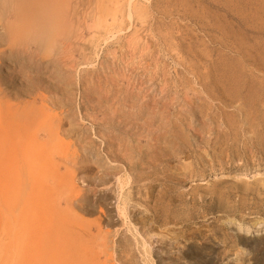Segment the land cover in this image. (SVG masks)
I'll list each match as a JSON object with an SVG mask.
<instances>
[{
	"label": "rangeland",
	"instance_id": "rangeland-1",
	"mask_svg": "<svg viewBox=\"0 0 264 264\" xmlns=\"http://www.w3.org/2000/svg\"><path fill=\"white\" fill-rule=\"evenodd\" d=\"M126 1L0 0V116L14 128L25 122L20 152L4 158L0 146V264L30 260L36 225L59 235L61 214L81 188L91 198L108 194L106 214L116 212L121 192L129 197L127 224L117 212L108 214L114 216L107 240L105 227L96 229L108 220L97 206L85 215L69 208L71 220L91 225L101 238L104 264L123 261H117L123 246L136 256L120 264H264V66L258 65L264 64V1L133 0L145 17L132 20L124 17ZM99 17L107 23L98 20L94 28ZM232 64L241 72L234 74ZM97 172L110 178L112 190L97 184ZM115 175L127 179L122 191ZM127 225L145 228L152 245H142Z\"/></svg>",
	"mask_w": 264,
	"mask_h": 264
},
{
	"label": "bare ground",
	"instance_id": "bare-ground-1",
	"mask_svg": "<svg viewBox=\"0 0 264 264\" xmlns=\"http://www.w3.org/2000/svg\"><path fill=\"white\" fill-rule=\"evenodd\" d=\"M92 1V0H91ZM101 1V0H100ZM174 1V0H173ZM262 1H264V0H262ZM133 2V0H127L126 1V3H125V5L124 6H122L121 5V7H124L123 9H124V17L126 16L127 18H128V20H130L131 18H134L135 17V15L138 17V19L140 18V17H145L144 16V14H145V10H143V9H141L142 7L141 6H139V5H137L136 3L135 4H133L132 3ZM148 2V1H147ZM224 2V1H223ZM118 4L120 3V2H117ZM262 3V2H261ZM264 3V2H263ZM93 4V3H92ZM171 4V3H170ZM216 4V3H215ZM74 5V4H73ZM115 5H117V4H115ZM120 5V4H119ZM261 5V4H260ZM114 6V5H113ZM112 6V7H113ZM188 6V5H187ZM201 6V5H200ZM223 6V5H222ZM98 7H99V5H98ZM202 7V6H201ZM111 8V7H110ZM154 8V7H153ZM162 8V7H161ZM190 8H192V7H190ZM259 8V7H258ZM117 10V9H116ZM122 10V9H121ZM261 10V9H260ZM90 11H92V10H90ZM100 11V10H99ZM80 12V11H79ZM122 12V11H121ZM120 12V13H121ZM151 12V11H150ZM256 12V11H255ZM119 13V14H120ZM146 13H147V11H146ZM193 13V12H192ZM196 13V12H195ZM198 13V12H197ZM78 14V13H77ZM90 14V13H89ZM97 14H100V13H97ZM97 14H96V16H97ZM149 14V13H148ZM212 14V13H211ZM236 14V13H235ZM86 15V14H85ZM91 15H93V13L91 14ZM95 16V17H96ZM114 16H115V14H114ZM146 16H147V14H146ZM93 18V17H92ZM100 18V17H99ZM97 19V20H95V22H94V28L96 27L95 26V23H98V20H100L101 22L103 21V19L102 18H100V19ZM147 18V17H146ZM246 18V17H245ZM73 19V18H72ZM96 19V18H95ZM102 19V20H101ZM145 19V18H144ZM223 19H224V17H223ZM252 19V18H251ZM112 20H114V18H112ZM132 20V19H131ZM141 20V19H140ZM230 20V19H229ZM246 20V19H245ZM97 21V22H96ZM99 21V23H101ZM227 21H228V19H227ZM262 22H263V20H262ZM261 22V23H262ZM98 23V24H99ZM103 23V25L102 24H99L100 26H104V24H106L107 22L106 21H103L102 22ZM132 23V22H131ZM216 23V22H215ZM218 23V22H217ZM219 23H221V22H219ZM73 24V23H72ZM88 24V23H87ZM143 24V23H142ZM244 24V23H243ZM248 24V23H247ZM124 25V24H123ZM122 25V26H123ZM130 25V24H129ZM98 26V25H97ZM133 26V25H132ZM228 26H229V24H228ZM243 26H245V25H243ZM248 26V25H247ZM252 26V25H251ZM81 27V26H80ZM79 27V28H80ZM85 27V26H84ZM129 27V26H128ZM220 27V26H219ZM232 27V26H231ZM230 27V28H231ZM93 28V27H92ZM93 28V29H94ZM97 28V27H96ZM167 28V27H166ZM238 28H239V26H238ZM251 28V27H250ZM257 28V27H256ZM255 28V29H256ZM253 29V28H252ZM96 30V29H95ZM122 30V29H121ZM261 30V29H260ZM227 31V30H226ZM119 32H121V31H119ZM134 33V32H133ZM230 33V32H229ZM108 34V33H107ZM117 34V33H116ZM207 34V33H206ZM213 34H215V33H213ZM224 34H225V32H224ZM92 35V34H91ZM111 35V34H110ZM114 35V34H113ZM217 35V34H216ZM235 35V34H234ZM264 35V34H263ZM130 36V35H129ZM139 36V35H138ZM245 36V35H244ZM261 36V35H260ZM88 37H90V36H88ZM110 37V36H109ZM111 37H112V35H111ZM234 37V36H233ZM232 37V38H233ZM221 38V37H220ZM238 38V37H237ZM126 39H127V37H126ZM245 39V38H244ZM243 39V40H244ZM128 40V39H127ZM139 40H140V38H139ZM246 40V39H245ZM257 40V39H256ZM262 40V39H261ZM236 41V40H235ZM234 41V42H235ZM126 42V41H125ZM232 42V41H231ZM243 42V41H242ZM198 43V42H197ZM200 43V42H199ZM241 43V42H240ZM239 43V44H240ZM126 44V43H125ZM202 44V43H201ZM205 44V43H204ZM244 44H246V43H244ZM264 44V43H263ZM200 45V44H199ZM252 45V44H251ZM123 46V45H122ZM140 46V45H139ZM143 46V45H142ZM141 46V47H142ZM198 46V45H197ZM240 46V45H239ZM125 47V46H124ZM133 47H134V44H133ZM136 47V46H135ZM144 47V46H143ZM204 47V46H203ZM248 47H250V46H248ZM118 48V47H117ZM126 48V47H125ZM201 48H202V46H201ZM200 48V49H201ZM235 46H234V52H235ZM241 48V47H240ZM260 48V47H259ZM263 48V47H262ZM127 49V48H126ZM131 49V48H130ZM196 49V48H195ZM242 49V48H241ZM243 49H245V48H243ZM141 50V49H140ZM202 50V49H201ZM258 50V49H257ZM260 50V49H259ZM262 50V49H261ZM200 51V50H199ZM203 51V50H202ZM204 51H207L206 49L204 50ZM237 51V50H236ZM240 51V50H239ZM238 51V52H239ZM242 51V50H241ZM240 51V52H241ZM247 51V50H246ZM250 51V50H249ZM249 51H248V53H246L248 56H250V53L252 54V52H250L249 53ZM252 51V50H251ZM141 52V51H140ZM243 52H245V50L243 51ZM258 52V51H257ZM191 53V52H190ZM208 53V52H207ZM206 52L205 53H203V54H205V57H206V54H207ZM200 54H202L201 52H200ZM202 54V55H203ZM243 54V53H242ZM245 54V55H246ZM256 54V53H255ZM260 54H261V52H260ZM263 54H264V52H263ZM125 55V54H124ZM241 55V54H240ZM258 55H259V53H258ZM115 56V55H114ZM136 56H137V54H136ZM209 56V55H208ZM244 56V55H243ZM252 56V55H251ZM255 56V55H254ZM256 56H257V54H256ZM260 56V55H259ZM264 56V55H263ZM129 57V56H128ZM139 57V56H138ZM142 57V56H141ZM140 57V58H141ZM211 57V56H210ZM233 57H237V56H233ZM130 58V57H129ZM128 58V59H129ZM131 58H132V56H131ZM207 58V57H206ZM218 58V57H217ZM257 58V57H256ZM261 58V57H260ZM263 58V57H262ZM239 58L237 57V60H238ZM248 59V58H247ZM246 59V60H247ZM122 60V59H121ZM234 62H236L235 60H233ZM250 61V60H249ZM252 61V60H251ZM262 61V60H261ZM132 62V61H131ZM141 62V61H140ZM230 62V61H229ZM241 63H242V61H240ZM194 63V62H193ZM230 63H233L232 62V60H231V62ZM247 63V62H246ZM256 63H257V61H256ZM260 63V62H259ZM132 64H133V62H132ZM138 64V63H137ZM140 64V63H139ZM205 64V63H204ZM226 64H228V63H226ZM243 64V63H242ZM223 65V64H222ZM244 65V64H243ZM259 66L261 65H263L264 66V64H258ZM229 66H231L232 68H233V73L235 74L236 72H237V70H236V68H234L233 67V64L232 65H229ZM228 66V67H229ZM236 66V65H235ZM237 66H238V64H237ZM206 67V66H205ZM224 67H226V65H224ZM223 67V68H224ZM239 67V66H238ZM237 67V68H238ZM247 66H245V67H243V68H246ZM191 68V67H190ZM254 68V67H253ZM226 69H229V68H226ZM255 69V68H254ZM236 70V71H235ZM240 70H242V69H240ZM239 70V71H240ZM245 70V69H244ZM257 70V69H256ZM264 70V69H263ZM225 71V70H224ZM224 71H222L223 73H224ZM227 71V70H226ZM225 71V72H226ZM229 71V70H228ZM231 72V74H232V70H230ZM235 71V72H234ZM238 71V72H239ZM251 71V70H250ZM237 72V73H238ZM241 72V71H240ZM243 72V71H242ZM245 72V71H244ZM250 74L251 72H247V73H245V74ZM227 74V73H226ZM231 74H227L226 76H228V75H231ZM233 74V75H234ZM244 74V75H245ZM225 75V74H224ZM232 75V76H233ZM241 75V74H240ZM244 75H242V77L244 76ZM201 76V75H200ZM223 76V75H222ZM238 76V75H237ZM246 76V75H245ZM248 77H250L251 76V74H250V76L249 75H247ZM244 77L245 79L246 78H248V77ZM225 77V76H224ZM236 77V76H235ZM235 77L233 78V80L235 79ZM240 77V76H239ZM252 77L253 78H255L253 75H252ZM251 77V78H252ZM229 78V77H228ZM221 79H222V77H221ZM230 79H231V77H230ZM208 80V79H207ZM225 80H227V79H225ZM233 80H231V85H233V84H235V83H233L232 84V81ZM239 80H240V78H239ZM239 80L237 79L236 81L237 82H239ZM248 79H246V80H244L245 82L247 81ZM217 81V80H216ZM221 81H224V80H221ZM230 81V80H229ZM235 81V80H234ZM233 81V82H234ZM242 81V80H241ZM263 81V80H262ZM261 81V82H262ZM225 82V81H224ZM224 82H221V83H224ZM227 82V81H226ZM225 82V84H226V86H227V83ZM252 82H253V80H252ZM260 81H258V83H259ZM264 82V81H263ZM262 82V83H263ZM243 83V82H242ZM242 83L240 84V87H241V85H242ZM248 84H249V82H247ZM257 83V84H258ZM251 84V83H250ZM249 84V85H250ZM253 84V83H252ZM256 84V85H257ZM205 85V84H204ZM222 85V84H221ZM230 84L228 83V86H229ZM238 85V84H237ZM247 85V84H246ZM246 85H244L245 87H246ZM261 85V84H260ZM243 86V85H242ZM254 86V85H253ZM253 86H251V87H253ZM263 86V85H262ZM222 87H223V85H222ZM239 87V88H240ZM248 87V86H247ZM193 88V87H192ZM227 88V87H226ZM226 88H223L224 90L226 89ZM229 88V87H228ZM227 88V89H228ZM233 88V87H232ZM237 88V87H236ZM235 88V89H236ZM254 88H256V86L254 87ZM258 88V87H257ZM195 89V88H194ZM218 89H221V87H218ZM226 89V90H227ZM230 89H231V86H230ZM229 89V90H230ZM245 89H247V88H245ZM253 89V88H252ZM252 89L250 88H248V90H250L251 92H252ZM261 89V88H260ZM210 90V89H209ZM224 90L223 91H220V92H223V93H228V90H227V92H224ZM231 90H234V88L233 89H231ZM241 90V89H240ZM242 90H244V89H242ZM258 91H259V88L257 89ZM257 90H256V93H258L257 92ZM235 91V90H234ZM239 91V90H238ZM261 91V90H260ZM210 92V91H209ZM230 92V91H229ZM243 93H241L242 94V96L244 95V91H242ZM249 92V91H248ZM250 92V94H252V96H254L255 97V95L253 94L254 92H252L251 93ZM231 93V92H230ZM229 93V94H230ZM232 94H234V93H232ZM235 94H236V92H235ZM247 95L249 94V93H246ZM195 95V94H194ZM257 95V94H256ZM183 96V95H182ZM222 96V95H221ZM223 96H225L224 94H223ZM223 96H222V98H223ZM227 96H229L228 94L226 95V98L227 99H230L229 97H227ZM236 96V95H235ZM235 96H233L234 98H235ZM252 96H249V97H252ZM248 97V98H249ZM247 98V97H246ZM248 98H247V100H248ZM253 98V97H252ZM259 98V97H258ZM236 100H238V98L236 97ZM251 100V99H250ZM256 100V99H255ZM259 100L260 99H258L257 101H258V103H259ZM227 101V100H226ZM229 101V100H228ZM227 101V102H228ZM253 101V100H252ZM257 101H256V103H257ZM232 102V101H231ZM235 102V101H234ZM233 103V102H232ZM240 103L241 104H243L242 103V101L241 102H239L238 104H239V108L241 107L240 106ZM228 104V103H227ZM248 104V103H247ZM225 105V104H224ZM229 105H232L231 103L229 104ZM234 105V104H233ZM236 105V104H235ZM244 105V104H243ZM242 105V106H243ZM249 105V104H248ZM237 106V105H236ZM2 107V106H1ZM235 107V106H234ZM238 107V106H237ZM249 107V106H248ZM201 108H203V106L201 107ZM238 108V109H239ZM204 109V108H203ZM248 109H251V108H248ZM202 110V109H201ZM239 110H241V108L239 109ZM243 110H244V107H243ZM242 110V111H243ZM252 110V109H251ZM8 111V110H7ZM19 111V110H18ZM241 111V112H242ZM245 111V110H244ZM247 111H249V110H247ZM9 112V111H8ZM20 112V111H19ZM204 112H206V110L204 111ZM222 112V111H221ZM224 112H226V111H224ZM228 112H230V111H228ZM232 112V111H231ZM251 112V114L252 113H254V111L252 112V111H250ZM10 113H12V112H9V114ZM190 114H191V112H189ZM202 113H203V111H202ZM201 113V114H202ZM207 113V112H206ZM205 113V114H206ZM245 113V112H244ZM243 112H242V114H244ZM248 113V112H247ZM23 114V113H22ZM200 114V116L202 117V115ZM208 114V113H207ZM229 114H231V113H229ZM232 114H234L233 112H232ZM232 114H231V116H232ZM250 114V113H249ZM196 115V114H195ZM197 115H198V112H197ZM197 115H196V117H197ZM245 115V114H244ZM247 115V114H246ZM245 115V117L247 118V116ZM253 115V114H252ZM256 115V114H255ZM258 115V114H257ZM256 115V116H257ZM190 116H192V114L190 115ZM199 116V115H198ZM226 116H229V115H227L226 114ZM10 117V116H9ZM17 117V116H16ZM20 117V116H19ZM46 117V116H45ZM192 117H194V116H192ZM206 117V116H205ZM251 117V116H250ZM255 117V116H254ZM43 118V117H42ZM207 118V117H206ZM215 118V117H214ZM224 118V117H223ZM227 118V117H226ZM232 118V117H231ZM230 118V119H231ZM244 118V117H243ZM246 118H244V120L246 119ZM37 119H38V117H37ZM45 119V118H44ZM208 119V118H207ZM228 119H229V117H228ZM229 119V120H230ZM255 119V118H254ZM194 120H196V119H194ZM232 120V119H231ZM251 120V119H250ZM193 121V120H192ZM198 121H201V119L199 118V120ZM226 121V120H225ZM248 121V120H247ZM254 121V120H253ZM244 123V122H243ZM248 123V122H247ZM19 124H20V126H16V128H14L13 126H10L11 124H8V122H7V120H6V116H5V113H3V116H0V146H1V155L4 157V158H7L8 156H10V154H12V153H14V154H16L17 152H20L21 151V149L23 148V147H21V145H23V144H21L20 146H19V138L21 137V135L23 134V132H21L22 130H24V124H25V122L23 121V120H19ZM62 124V123H61ZM18 125V124H17ZM227 125H228V123H227ZM250 125V124H249ZM57 126H60V125H57ZM200 128H201V126H200ZM59 129V128H58ZM189 129V128H188ZM190 130V129H189ZM8 131V132H7ZM191 131V130H190ZM187 132H188V130H187ZM6 133H8V134H6ZM27 133V132H26ZM163 133V132H162ZM167 133H168V131H167ZM164 134H166L165 132H164ZM163 134V135H164ZM26 135V134H25ZM159 135V134H158ZM160 136H162V135H160ZM175 137H176V135H175ZM158 138H160L159 136H158ZM163 137H161V139H162ZM178 138V137H177ZM22 139V138H21ZM157 139V138H156ZM160 139V140H161ZM163 139H165L166 141H168L167 139H168V137H167V139H166V137L165 138H163ZM159 140V141H160ZM164 140V141H165ZM101 141V140H100ZM165 141V142H166ZM24 143V142H23ZM158 143H160V142H158ZM162 143V142H161ZM8 145V146H7ZM25 145V144H24ZM29 145V144H28ZM154 145V144H153ZM160 145V144H159ZM7 146V147H6ZM163 148V147H162ZM157 150V149H156ZM38 151V150H37ZM34 151H29L28 152V154H31V153H33ZM36 154V153H35ZM39 154V153H38ZM19 155V154H18ZM142 156V155H141ZM17 157V156H16ZM45 157V156H44ZM143 157V156H142ZM2 160V159H1ZM81 162V161H80ZM114 162V161H113ZM16 165V164H15ZM18 165H19V163H18ZM94 166V165H93ZM124 166V165H123ZM55 167V166H54ZM110 167V166H109ZM95 168V167H94ZM223 169V168H222ZM95 170H96V168H95ZM94 170V171H95ZM218 170V169H217ZM33 171H35L36 172V169L35 170H33ZM93 171V172H94ZM97 171V170H96ZM213 171V167H209V168H207V169H205V171L203 172V176L204 175H206V174H208L209 172H212ZM178 172V171H177ZM98 173V172H97ZM116 173V172H115ZM117 173H118V171H117ZM120 173V172H119ZM81 174V173H80ZM114 174V173H113ZM82 175V174H81ZM84 175V174H83ZM109 175V174H108ZM110 175H112L111 173H110ZM110 175H109V177H110ZM126 175V174H125ZM94 176V175H93ZM116 176V175H115ZM127 176V175H126ZM79 177V176H78ZM80 177H83V176H80ZM106 177V174H99L98 173V175H96V177H94L96 180H97V184H99V185H103V190H109V189H111V187L110 186H112V184L110 185V178L109 179H106L105 178ZM68 180H67V187H66V189H71V191H72V189H73V187H74V183H73V178L71 177H69L68 176ZM75 179H76V176L74 177ZM92 178V177H91ZM107 178H108V176H107ZM80 180H82V181H84V179H85V177H84V179H82V178H79ZM129 179V178H128ZM186 179V178H185ZM63 180V179H62ZM113 180H115V179H113ZM130 180V179H129ZM45 181V180H44ZM112 181V180H111ZM116 183L117 184H114V185H118V187L120 188V190L121 189H123V187H124V185L125 184H127L128 185V183H127V179H123V178H121L120 176H116ZM75 182V181H74ZM94 183H96L95 181H93ZM83 183V182H82ZM112 183V182H111ZM135 183V182H134ZM60 184V183H59ZM97 184L95 185V186H97ZM108 184V185H107ZM113 185V186H114ZM64 186V185H63ZM104 186H106L105 188H104ZM126 186V185H125ZM77 187V186H76ZM117 187V188H118ZM11 188V187H10ZM118 188V189H119ZM12 189V188H11ZM82 189V188H81ZM81 189H76L75 190V199L74 200H72L69 204H68V207L64 210V212L61 214V218L59 219V221L61 220V233L59 234V235H54V234H52V232H53V230L52 231H50V229H49V231H47L46 230V226L45 225H40V226H35V228H33L32 230H33V232H34V234L32 235V232H31V243H30V245L28 246V252L30 253V260L29 261H26V260H17L16 262H15V264H104V263H102L101 262V259H100V253H101V250H102V248H101V246L104 244V243H102V242H100V240H101V238H96L97 237V233L96 234H94V233H91V229L93 228L91 225H84V224H81L80 222H79V220L77 219V218H75V220H71V216H70V211H69V208L70 207H73L74 208V210H76V212H81V213H83L84 215L85 214H89L90 212L92 213L93 211H94V206H97L98 207V209H99V212L101 213H99L100 215H103V216H105V217H107L108 218V220H105V221H102V222H104V223H102L103 225H100V223L98 224V228H96V229H98V232H100V230L101 229H104V227H105V229L106 228H109V226H112V223H110V216H108V214H110V213H108V214H106V209H104L103 208V205H105L106 203H107V201H106V199H105V202L103 201L102 202V200L104 199V197H106V195L108 196V194H105L104 195V197L102 196V197H99V195H98V193L100 192V190H98L99 192L96 194V195H98V197L96 198H94V200H93V198H91V196L90 195H88L85 191H82ZM100 189V188H99ZM13 190H14V188H13ZM96 190V189H95ZM94 190V191H95ZM112 190V189H111ZM119 190V191H120ZM15 191V190H14ZM117 191V190H116ZM118 191V192H119ZM122 191V190H121ZM70 192V191H69ZM96 192V191H95ZM107 192H110V191H107ZM124 192V191H123ZM123 192H121L119 195H118V197H116L115 199L117 200V203H116V209H115V211L118 213V217L119 216H122V218L124 219V222H125V224H127L126 222H128V220H127V213L129 212H127V202L129 201V197H128V194H126L127 193V191L125 190V194L123 193ZM18 193V192H17ZM21 193V192H20ZM30 193V192H29ZM28 194V193H27ZM34 194V193H33ZM101 194V193H100ZM110 194H111V192H110ZM113 194V193H112ZM118 194V193H117ZM139 194V193H138ZM18 195V194H17ZM32 195V194H31ZM72 195V194H71ZM93 196V195H92ZM110 196V195H109ZM111 196H114V195H111ZM36 198V197H35ZM111 198V197H110ZM17 199H18V197H17ZM48 199V198H47ZM111 199H113V198H111ZM132 200V199H131ZM47 201V200H46ZM50 201V200H49ZM115 201V200H114ZM20 202V201H19ZM103 203H105V204H103ZM109 203V202H108ZM115 203V202H114ZM139 204V203H138ZM21 205V204H20ZM36 205V204H35ZM141 205V204H140ZM134 206V205H133ZM136 206V205H135ZM43 207V206H42ZM63 207H65V206H63ZM110 207V206H109ZM112 207H113V205H112ZM112 207H111V209H112ZM128 207H130V206H128ZM28 208H30V206L28 207ZM45 208H47V207H45ZM62 208V207H61ZM108 208V207H107ZM135 208V207H134ZM133 208V209H134ZM142 208V207H141ZM130 209V208H129ZM33 210V209H32ZM42 210V209H41ZM49 210V209H48ZM113 210V209H112ZM142 210V209H141ZM20 211V210H19ZM34 211V210H33ZM38 211V210H37ZM52 211V210H51ZM114 211V210H113ZM30 212H31V209H30ZM36 212V211H35ZM54 212V211H53ZM56 212V211H55ZM109 212V211H108ZM116 212H112V213H115L116 214ZM131 212V211H130ZM139 212V211H138ZM94 213V212H93ZM92 213V214H93ZM32 214V213H31ZM106 214V215H105ZM51 215V214H50ZM77 215V214H76ZM73 216V215H72ZM114 216V215H113ZM113 216H111V218L113 217ZM116 216V215H115ZM129 216V215H128ZM82 217V216H81ZM117 217V218H118ZM24 218V217H23ZM22 218V219H23ZM46 218V217H45ZM59 218V217H58ZM40 219H41V217H40ZM101 219H102V217H101ZM39 220V219H38ZM42 220V219H41ZM127 220V221H126ZM131 220V219H130ZM47 221V220H46ZM51 221V220H50ZM116 221V220H115ZM119 221V220H118ZM120 221H122V220H120ZM140 222H142V220H139ZM32 222V221H31ZM93 222V221H92ZM114 222V221H113ZM165 222V221H164ZM39 223V222H38ZM46 223V222H45ZM55 223V222H54ZM53 223V224H54ZM87 223H88V220H87ZM117 223V222H116ZM255 223H256V221H255ZM32 224V223H31ZM35 224V223H34ZM37 224V223H36ZM43 224V223H42ZM113 224H115V223H113ZM120 224H121V222H120ZM119 224V225H120ZM122 224H123V221H122ZM121 224V225H122ZM133 224V223H132ZM165 224H167V223H165ZM33 225V224H32ZM46 225H47V223H46ZM49 225V224H48ZM51 225V224H50ZM124 225V224H123ZM130 225H131V223H130ZM134 225V224H133ZM144 225V224H143ZM56 226H58V225H56ZM97 226V225H96ZM132 226V225H131ZM135 226V225H134ZM133 226V227H134ZM141 226V228H142V224L140 225ZM53 227H55V226H53ZM113 227V226H112ZM132 227V228H133ZM144 227V226H143ZM111 228V227H110ZM132 228H130V226L129 225H127V227L126 228H124V229H126L127 231H129L130 233H132L131 235H135L134 233H133V230H134V232L136 233V234H138V235H140V239H142L143 241H141V242H143V244L142 245H146V246H150V244L152 245V243H150V242H148V241H150V239L152 238L151 236H148L147 238H146V235L148 234V232L145 230V228H144V230L146 231H144L143 229H141V230H143V233H140L138 230H137V228H133V230H132ZM148 228V227H147ZM150 228V227H149ZM152 228V227H151ZM155 228V227H154ZM153 228V229H154ZM239 229H240V226L238 227ZM54 229V228H53ZM56 230H57V228H55ZM96 229H94V230H96ZM104 229V230H105ZM114 229H115V226H114ZM152 229V230H153ZM103 230V231H104ZM112 230V229H111ZM123 230V229H122ZM140 230V231H141ZM167 230V229H166ZM46 231V232H45ZM93 231V230H92ZM124 231V230H123ZM126 231V232H127ZM155 231V230H154ZM168 231V230H167ZM209 231H210V229H209ZM24 232V231H23ZM55 232V231H54ZM53 232V233H54ZM101 232H102V230H101ZM105 232V234H107V235H105L106 236V240H107V237H108V234L110 235V233H112V232H110L109 230H105L104 231ZM120 232V231H119ZM118 232V233H119ZM159 232V231H158ZM166 232V231H165ZM164 232V233H165ZM56 234H57V232H55ZM113 233H115V231L113 232ZM117 233V232H116ZM123 233V232H122ZM124 233H125V231H124ZM123 233V234H124ZM129 233V234H130ZM162 233V232H161ZM164 233H163V235H164ZM166 234V233H165ZM208 234V233H207ZM125 235V234H124ZM127 235V234H126ZM162 235V234H161ZM33 236V237H32ZM98 236H100V235H98ZM104 236V235H103ZM164 236H166V235H164ZM205 236V235H204ZM209 236V235H208ZM17 237H18V235H17ZM102 237V236H101ZM131 237H133V236H131ZM170 237H172V236H170ZM170 237H168V238H170ZM206 237V236H205ZM103 238V237H102ZM112 238V237H111ZM125 238V237H124ZM127 238V237H126ZM130 238V237H129ZM136 238V237H135ZM163 238V237H162ZM165 238V237H164ZM166 238H167V236H166ZM165 238V239H166ZM132 240H133V238H131ZM148 241H147V240ZM158 239V238H157ZM156 239V240H157ZM171 239H173V238H171ZM170 239V240H171ZM176 239V238H175ZM209 239V238H208ZM25 240V239H24ZM109 240V239H108ZM125 240V239H124ZM126 240H128V242H130L129 240L130 239H126ZM125 240V241H126ZM135 240V239H134ZM169 240V239H168ZM169 240V241H170ZM245 240V239H244ZM243 240V241H244ZM113 241H115V240H113ZM136 242H137V240H135ZM163 241V240H162ZM165 241V240H164ZM163 241V242H164ZM167 241V240H166ZM165 241V242H166ZM127 242V241H126ZM126 242H123L124 244L126 243ZM157 244H161V241H159V240H157V241H155ZM154 242V243H155ZM160 242V243H159ZM93 243H97V245H99L100 247L98 248V250H95L94 248H92L91 247V245L93 244ZM123 243L121 244L120 243V241H119V244H121V245H123ZM133 243H135V242H133ZM147 243H150V244H148L147 245ZM153 243V244H154ZM155 243V244H156ZM169 243V242H168ZM112 244V243H111ZM115 244V243H114ZM131 243H129V245H130ZM138 244H140V243H138ZM13 245V244H12ZM113 245V244H112ZM126 245H127V243H126ZM133 245V244H132ZM136 245V244H135ZM202 245V244H201ZM204 245V244H203ZM202 245V246H203ZM234 245V244H233ZM239 244H237V246H238ZM245 245H247V244H245ZM31 246V247H30ZM93 246V245H92ZM115 246H116V244H115ZM117 246H119V245H117ZM131 246V245H130ZM137 246V245H136ZM141 246V245H140ZM154 246V245H153ZM153 246H151V248H152V250L154 249V247ZM159 246H161V245H159ZM240 246V245H239ZM242 246V245H241ZM98 247V246H97ZM106 247H107V245H106ZM113 247V246H112ZM111 247V248H112ZM133 247V246H132ZM135 247V246H134ZM141 247H143V246H141ZM201 247V246H200ZM206 247V246H205ZM263 247H264V245H263ZM19 248L21 249V245H19ZM89 248H90V250H89ZM124 250H121V251H125V252H123L122 254H120V255H122V256H124V259H122V257H120V256H118V258L119 259H117V261H120V260H123V261H120V263L121 262H123V263H125V262H127V261H129L130 262V260H131V258L130 259H128V257L129 256H136V255H130L129 254V252L128 251H126L125 250V248H124V246L122 247ZM128 248H129V246H128ZM139 248V247H138ZM150 248V247H149ZM170 248V247H169ZM208 248H210L209 246H208ZM243 248V247H242ZM249 248H250V246H249ZM252 248V247H251ZM250 248V249H251ZM262 248V247H261ZM260 248V249H261ZM106 249V248H105ZM104 249V250H105ZM107 249H108V247H107ZM110 249V248H109ZM133 249H135V248H133ZM146 249V248H145ZM201 249V248H200ZM244 249H246V248H244ZM27 250V249H26ZM116 250V249H115ZM115 250H114V252H115ZM118 250V249H117ZM119 250H120V248H119ZM130 250V249H129ZM138 250V249H137ZM141 250H143V249H141ZM148 250H150V249H148L147 248V253H148ZM160 250V249H159ZM162 250V249H161ZM160 250V251H161ZM208 249L206 248V250H205V252L207 251ZM215 250V249H214ZM213 250V251H214ZM8 251V250H7ZM134 251V250H133ZM156 251H157V249H156ZM159 251V252H160ZM202 251H204V249L202 250ZM201 251V252H202ZM260 251V250H259ZM258 251V252H259ZM1 252V251H0ZM27 252V253H28ZM158 252V251H157ZM161 252H163V251H161ZM200 252V253H201ZM217 252V251H216ZM112 253H113V251H112ZM116 254H117V252H115ZM141 253V252H140ZM143 253H145V252H143ZM150 253V252H149ZM208 253H210V251H208ZM218 253V252H217ZM257 253V252H256ZM2 254V253H1ZM116 254H114V255H116ZM125 254V255H124ZM132 254H134V253H132ZM154 254V253H153ZM183 254H184V256H185V253L183 252ZM202 254V253H201ZM207 254V253H206ZM205 254V255H206ZM215 253H213V255H214ZM18 255H20V253H18ZM143 255H145V254H143ZM147 255V254H146ZM145 255V256H146ZM151 255V254H150ZM190 255V254H189ZM198 255H199V253H198ZM197 255V256H198ZM218 255H220V254H218ZM260 255V254H259ZM12 256V255H11ZM117 256V255H116ZM153 256V255H152ZM181 256V255H180ZM183 256V255H182ZM195 256V255H194ZM207 256V255H206ZM208 256H210V254L208 255ZM217 256V255H216ZM262 256H264V255H262ZM23 257H25L24 255H23ZM22 257V258H23ZM104 257V256H103ZM114 257V256H113ZM148 257H150V256H148ZM190 257V256H189ZM188 257V258H189ZM26 258V257H25ZM102 258V257H101ZM106 258H108V257H106ZM111 258H112V255H111ZM110 258V259H111ZM116 257H114V259H115ZM151 258V257H150ZM178 258V257H177ZM184 258V257H183ZM197 258H199V257H197ZM202 258V257H201ZM206 258V257H205ZM208 258V257H207ZM210 258V257H209ZM218 258V257H217ZM254 258V257H253ZM105 259V258H104ZM109 259V258H108ZM110 259H109V261H110ZM180 259V258H179ZM186 259V258H185ZM184 259V260H185ZM193 259V258H192ZM183 260V261H184ZM191 260V259H190ZM212 260V259H211ZM217 260V259H216ZM220 260V259H219ZM21 261V262H20ZM22 261H25V262H22ZM103 261H105V260H103ZM107 261V260H106ZM114 261H116V260H114ZM125 261V262H124ZM132 261V260H131ZM134 261V263L133 264H135V262H136V260H133ZM163 261V260H162ZM167 261V260H166ZM198 261V260H197ZM10 262H12V261H10ZM182 262V261H181ZM180 262V263H181ZM186 262V261H185ZM207 262V261H206ZM211 262H213V261H211ZM217 262V261H216ZM119 263V264H120ZM122 263V264H123ZM145 263V262H144ZM143 263V264H144ZM178 263H179V260H178ZM4 264H5V262H4ZM12 264V263H11ZM128 264H130V263H128ZM137 264V263H136ZM150 264V263H149ZM182 264V263H181ZM188 264V263H187ZM202 264V263H201ZM209 264H212V263H209ZM214 264H216V263H214Z\"/></svg>",
	"mask_w": 264,
	"mask_h": 264
}]
</instances>
